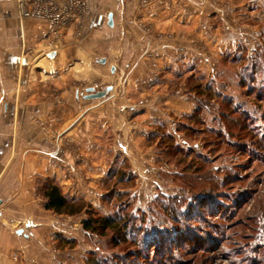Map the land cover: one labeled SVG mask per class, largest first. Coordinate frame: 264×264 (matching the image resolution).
I'll list each match as a JSON object with an SVG mask.
<instances>
[{
	"label": "rangeland",
	"instance_id": "rangeland-1",
	"mask_svg": "<svg viewBox=\"0 0 264 264\" xmlns=\"http://www.w3.org/2000/svg\"><path fill=\"white\" fill-rule=\"evenodd\" d=\"M152 1L185 5L141 0V8ZM222 2L208 0L215 9ZM253 5L225 13L230 25L220 22L218 9L210 13L208 30L223 33L224 43L196 47L193 59L167 44L162 48L178 55L156 64L146 49L154 70L149 84L160 89L157 95L132 89L127 109L133 130L138 119L143 130L133 132L129 152L128 146L116 151L113 136L101 141L107 169L99 203L80 198L98 215L127 219L134 231L128 242L116 247L112 233L83 232L85 213L56 216L59 230L41 245L48 248L46 261L32 250L30 264H86L94 255L107 264H264V9ZM141 23L145 36L155 32L152 23ZM84 29L77 35L92 30ZM119 84L100 81L96 87L107 98H120L119 91L113 94ZM154 106L158 117L150 119ZM146 226L152 231L142 239L137 230ZM181 226L187 235L166 233ZM13 258L26 264L19 251Z\"/></svg>",
	"mask_w": 264,
	"mask_h": 264
},
{
	"label": "crops",
	"instance_id": "crops-1",
	"mask_svg": "<svg viewBox=\"0 0 264 264\" xmlns=\"http://www.w3.org/2000/svg\"><path fill=\"white\" fill-rule=\"evenodd\" d=\"M140 1L90 0L82 27L54 29L23 18L16 0H0V264H16L18 251L26 264L32 250L46 259L48 248L41 245L61 223L44 209L36 193L39 183L55 181L65 195L99 203L97 189L107 169L100 143L113 136L114 149L120 151L133 141V132L143 130L140 119L135 130L130 126L129 92L157 95L160 86L149 84L154 75L150 59L161 64L178 55L163 45L183 49L193 59L196 47L209 46L210 40L224 43L223 33L208 30L214 10L220 22L230 25L225 13H244L251 3L264 9V0H223L217 9L208 0H184L182 8L152 1L145 9ZM141 22L152 23L155 32L145 36ZM84 28L92 30L77 35ZM100 81L120 83L113 94L123 96L86 99L89 89L100 92ZM156 108H149L150 119L158 117Z\"/></svg>",
	"mask_w": 264,
	"mask_h": 264
},
{
	"label": "trees",
	"instance_id": "trees-1",
	"mask_svg": "<svg viewBox=\"0 0 264 264\" xmlns=\"http://www.w3.org/2000/svg\"><path fill=\"white\" fill-rule=\"evenodd\" d=\"M255 67L257 66H254V73ZM122 179L123 178L120 177V181H122ZM36 193L37 196L42 199L44 209L46 211L52 212L57 216L75 217L85 213L87 217L86 219L82 220L83 232L90 235H98L100 237H105L107 233H112L115 236H113V242L114 246L116 247L127 243L128 239H130L134 234L133 226H131L127 219H124L123 217H121V215L101 216L96 214L91 209V206L84 200L74 199L65 195L62 191V188L55 181L47 180L43 183H39ZM214 203L215 202H213V204ZM171 215L173 216V214ZM182 216L184 219H187L188 213L186 214L185 212ZM173 221L175 222V218ZM148 226H146V228L143 230H137L139 234L141 233L142 239L150 235V232L152 231L151 230L149 232L148 229H150L151 226ZM182 227L184 226H181L180 228L175 227L173 230H168L166 233L177 235V233L181 232L184 233L183 235H187L188 230ZM160 249L161 252L165 251L164 248ZM86 264H107V261L99 260V258H96V256L94 255L90 258H87Z\"/></svg>",
	"mask_w": 264,
	"mask_h": 264
},
{
	"label": "built area",
	"instance_id": "built-area-1",
	"mask_svg": "<svg viewBox=\"0 0 264 264\" xmlns=\"http://www.w3.org/2000/svg\"><path fill=\"white\" fill-rule=\"evenodd\" d=\"M23 18L48 23L54 29L83 26L90 15V0H16Z\"/></svg>",
	"mask_w": 264,
	"mask_h": 264
},
{
	"label": "water",
	"instance_id": "water-1",
	"mask_svg": "<svg viewBox=\"0 0 264 264\" xmlns=\"http://www.w3.org/2000/svg\"><path fill=\"white\" fill-rule=\"evenodd\" d=\"M113 24V18H112V15L109 17V25L112 26ZM88 92L90 93V95H88L86 97V99L88 100H92V99H101V98H104L106 97V94L107 92L106 91H103V92H95V89L94 88H91L88 90Z\"/></svg>",
	"mask_w": 264,
	"mask_h": 264
}]
</instances>
